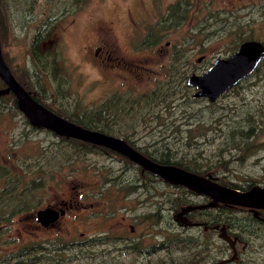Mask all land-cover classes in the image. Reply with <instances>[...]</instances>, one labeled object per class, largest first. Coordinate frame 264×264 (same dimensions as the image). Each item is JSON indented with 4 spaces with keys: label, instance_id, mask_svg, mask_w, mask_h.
Masks as SVG:
<instances>
[{
    "label": "rangeland",
    "instance_id": "374dc122",
    "mask_svg": "<svg viewBox=\"0 0 264 264\" xmlns=\"http://www.w3.org/2000/svg\"><path fill=\"white\" fill-rule=\"evenodd\" d=\"M184 10L187 22L163 35L166 20ZM160 32L161 46L147 49L144 41ZM0 35L7 63L32 81L43 105L67 119L75 116L94 130L112 128L144 157L161 165L172 159L180 163L173 168H188L213 186L264 188V62L214 103L193 98L197 90L187 83L245 41H264V0H0ZM98 46H105L99 56ZM32 50L60 67L50 77L42 73L43 82L33 72ZM107 51L123 56L113 72L100 67ZM107 81L115 102L99 109ZM33 112L39 114L37 103ZM5 113L14 118H0V215L6 216L0 264H194L192 249L195 264H264V231H248L247 207L219 203L230 208L195 215V222L227 220L236 226L233 235L250 242L233 263L219 230L204 236L203 228L179 226L183 204L209 207L210 199L161 184L106 148L88 144L75 151L80 141L33 128L9 94L0 97V117ZM252 140L253 148H246ZM109 184L125 187L135 209L119 210L120 195L111 196ZM40 201L71 209L56 228L40 229L32 217ZM154 212L158 219L144 222ZM123 219L163 236L146 248L118 239Z\"/></svg>",
    "mask_w": 264,
    "mask_h": 264
},
{
    "label": "water",
    "instance_id": "95a60500",
    "mask_svg": "<svg viewBox=\"0 0 264 264\" xmlns=\"http://www.w3.org/2000/svg\"><path fill=\"white\" fill-rule=\"evenodd\" d=\"M264 58V44L258 41H247L240 46L228 58L217 59L211 67L200 75H192L188 78V85L197 92L193 98L207 99L214 103L224 96L229 90L236 87L241 81L256 71ZM202 61V60H200ZM0 75L7 80L9 89L14 92L23 108L27 118L32 125L41 126L44 129H52L56 133L71 139H77L88 143L104 146L108 150L123 155L138 164L144 171L161 177L163 180L185 187L191 192L214 200V205L223 202L233 206H249L247 200L260 201L259 205L264 207V188H255L251 191H239L235 189H224L213 186L203 178H198L194 173L181 172L171 165H161L148 159L131 148L124 141L105 135L99 131L86 129L60 118L39 119L33 112V106L29 109L26 105L29 96L14 79L7 69L2 57L0 45ZM9 91V90H8ZM34 105V104H33ZM261 196L260 200L253 197ZM59 214L52 209L41 210L37 213L39 222L48 226V221H55ZM50 223V222H49ZM222 230V228H221ZM221 238L226 240L234 248L231 239L221 233ZM236 259V250L234 259ZM225 262H223L224 264Z\"/></svg>",
    "mask_w": 264,
    "mask_h": 264
},
{
    "label": "flooded vegetation",
    "instance_id": "af4514ba",
    "mask_svg": "<svg viewBox=\"0 0 264 264\" xmlns=\"http://www.w3.org/2000/svg\"><path fill=\"white\" fill-rule=\"evenodd\" d=\"M6 7H7V4H6ZM47 20L50 21L51 19H47ZM51 23L53 25V23H55V22H51ZM46 32H48V28L45 29V33ZM2 38H3V44H5L6 41H7V39H6L7 38V30L5 31V36L3 34ZM49 41H52V40H49ZM250 41H258V42H261V41H259L257 39H251ZM245 42H247V41H245ZM263 42L264 41H262L261 43H263ZM244 43H242V44H244ZM0 45H1V51H2L1 39H0ZM104 47L105 46H98V47H96V50L95 51H96V55L97 56H99L100 53L102 52V50L105 49ZM239 48H240V46H239ZM43 51H45L44 48H42V52ZM35 53H36V51L35 50H32V57H30L29 60L32 61V64H33V67H34L33 68V72L36 75H38L41 78V81L43 82L42 79H44L45 76L50 77V72L52 70L54 71L56 69H59L60 67L59 66H56V67L51 66L52 63H55V61L52 60L51 56L42 55L41 58L39 57V59H37L34 56ZM105 54H106L105 57H101V61H100V67H101V69L104 70V71H106V72H113V71H115L116 68H117V65H115V62L119 64V61H121V59H122L123 56L120 53H116L115 57L113 58L112 57V53H110L109 51H107ZM2 57H3L4 62L6 63L7 69L10 71V73L12 74V76L14 77V79L19 83V85L23 88V90L25 91V93L27 94V96H29V100L27 99V103H26L27 107L30 109L33 106V104L37 103V108L39 110V114L37 115V117L39 119L46 120L47 118H60V119H63L65 121H68L70 123H73L75 125L84 127L83 125L79 124L78 122H76L74 120L75 119V116H73L72 119H67L66 117H64L63 115H61L59 112L53 110L51 107L43 105L42 102H41V100L39 98H37L36 94L33 93V90L29 86V84H32V81L31 80H25L24 77H23V75H19L16 71H14L11 68V66L9 65V63H7V61L5 60L3 53H2ZM203 59L204 58H201L200 60L203 61ZM263 62H264V58H263L261 64L259 65L258 69L256 71H254L251 75H249L247 78H245L243 81H245L246 79H248V78L252 77L254 74H256L259 71V69L262 67ZM42 73H45L46 75L43 76ZM243 81H241L239 84H241ZM0 83H1L0 84V97H5L8 94L11 95V97H14L16 99V102H17V108H19V110L23 113V115L26 116L25 112L23 111V108H21V106L19 105V101L16 98L14 92L9 89V85H8L7 80H5L1 75H0ZM49 85H53V83L50 82L48 84V87H49ZM101 85L105 87L104 93L107 95V98H105L106 101H105V104L104 105H102L103 102H100L98 104L99 109L104 108V106L106 104H111V103H114L115 102V100L113 99L114 93H111V91H108V89H107V86L109 85V81H107V85H105L104 83H101ZM4 111L6 112L7 109L5 108ZM2 117L11 118V119L14 118L12 116L9 117V114L8 113H5L0 118H2ZM26 118H27V116H26ZM28 121H29V119H28ZM32 126L35 129H39V130L40 129H44L41 126H36V125H32ZM86 129H88V128H86ZM110 129H112V128H110ZM110 129L106 128V130H99V129H97V130L90 129V130L99 131V132H101V133H103L105 135H108V136H111V137H115L116 136V133L113 134L114 132L111 131ZM53 133L55 135H58V136H63V135H59L56 132H53ZM63 138H66V136H63ZM74 140H77V139H74ZM78 141H80V142L77 143L78 146L75 147V151H79V149L80 150L83 149L84 147L88 146V144H91V146L96 147V148H106L104 146H100V145L88 143V142H85V141H81V140H78ZM124 142L127 143L135 151H137L127 141H124ZM254 143H255V141L252 140V142L249 145L245 146V147L246 148H253ZM106 149H108V148H106ZM109 151H111V150H109ZM137 152L140 153V151H137ZM121 156H123V155H121ZM123 157H125V156H123ZM148 159H151V158H148ZM133 163H135V162H133ZM136 165H138V164H136ZM143 172L150 173L147 170H145V171L143 170ZM152 175L154 176V178L156 180H159V183H161V184H165L166 186L173 187L174 189H180V190H184L185 189V190H188L185 187H182L180 185L173 184L171 182L165 181L161 177H159V176H157L155 174H152ZM206 179L207 178H205L204 180H206ZM41 182H42L41 179H37L35 184L38 186ZM105 189H107V191L109 192V194L111 196H113V197L116 196V194L117 195H120V198L116 199V201L121 202V205L118 208L119 210H123L124 207H129L132 210L135 209L133 207V200H130V201L127 200V199H129V197H130L131 194L128 193V190H126L125 187H119L118 184H114V185L109 184V185H107L105 187ZM237 189H239V191L240 190H243V191H251L252 189H255V188L247 187V190H245L244 188L239 187ZM33 196H35V193H33ZM205 198L206 199H210L212 201V203H209L210 204L209 207H206L205 205H202L200 207H197V206H195V204L188 205L189 203L182 205L183 207H181L180 210L177 212L178 215H179V222L181 223V225L178 223L179 226H181V228H183V227H185V228H193V229H195V227L203 228L204 229V232L202 233V235H204V236H207V235H209L212 232H217L218 230L222 233V230H223V234L226 237H228V238L231 239V242L234 244V248L231 246V244L229 242H227L226 240H224V239L221 238V234L219 235V237L228 246H231L230 249H232L231 251L233 253L232 254V257H233L232 260L234 259V256L233 255H234V252L236 250V259L233 261V263L238 262L237 261L238 258H239L238 254H241V256H243V253H246L247 248L250 245V242L247 243V242H245L243 240V238H242L243 234L242 233H241L240 236L239 235H233V230L232 229H233V227H236V226H231L228 223L227 220H224V221H222V220L221 221L214 220V221H209V223L208 222H203V221H196L195 222V215L197 213H199V212L208 213L211 210H216L217 212H221V211H223L224 208H230L229 206H225L223 204L219 205V203H223V202H219L216 205H214V200L213 199L208 198V197H205ZM257 200H260V199H257ZM260 201H253V200L249 199V200H247V202L250 204L249 206H236V207H241V208L242 207H247L248 208V211H247L248 218H247V220H250L252 223L256 224L255 226H250V228L251 229L255 228L260 233H263V231H264V207L259 205ZM45 209H52V210L56 211L59 214V216L55 219V221L54 220L52 222L51 221H48V226L42 225L39 222V219L37 217V213L39 211L45 210ZM70 209H71V207H70ZM70 209L68 207L66 208V206H65L64 203L58 204L56 206L50 205V204H45L44 206H42L41 205V201H40L37 204V210L32 215V217L37 222V227L38 228H40V229H53V228H56V226H58L60 224V222L62 221L64 215L66 214V211L67 210H70ZM127 212H129V211H127ZM177 213L175 215H177ZM150 217H151V219H153L154 217H156L158 219L157 213L154 212V214H150L149 216H146L145 217L146 219H145L144 222L148 223L150 221ZM134 221H137V220H134ZM118 223H119V226L117 227V231H116V234H119L120 235V237L118 239H123L125 241H131V242H135V240H136V241L142 242L145 245V248L147 246L152 245L153 243H155L154 240L158 236H163L162 233L153 232L152 230H150L149 227H146V229L143 230V231H139L137 229L138 228V225H136V224H128L127 223L125 225V224H123V223H125L124 219L121 220V221H119ZM221 228H222V230H221ZM240 228L242 229L243 227H240ZM0 229H6V216H4V215H0ZM251 229L248 228V231H251ZM104 233H106V232H104ZM106 235H107V233H106ZM194 237H195V235H194ZM83 238H84V241L83 242H88V238H87L86 235H83ZM238 245H240L241 250H238L237 249V246ZM150 247H153V246H150ZM168 248H169V245L168 244L167 245H162V246H160L158 248V252H161L163 250L164 251H167ZM192 253H193V258H192L193 259V263L195 264V259L197 257L195 256V251L193 249H192ZM228 260H230V259H225L222 262L217 263V264H223V262L228 261ZM229 264H232V263H229Z\"/></svg>",
    "mask_w": 264,
    "mask_h": 264
},
{
    "label": "trees",
    "instance_id": "16d2710c",
    "mask_svg": "<svg viewBox=\"0 0 264 264\" xmlns=\"http://www.w3.org/2000/svg\"><path fill=\"white\" fill-rule=\"evenodd\" d=\"M188 19V11L184 10L181 11L180 13H176V14H172L167 20L166 22L163 24V35L166 34V32L173 30V29H177L179 28L181 25H184L187 22ZM151 37L153 38V40H146L144 41V46L147 49H153V48H157L160 47V45L163 43V37H162V33H154L151 35ZM84 126V125H83ZM85 128L90 129L88 126H84ZM255 131V130H254ZM161 162L167 165H171V166H177L180 165L179 162H173L172 159H161ZM185 171L189 172V173H194L193 171H190L188 168H184ZM196 174V173H194ZM245 190H247V187H242ZM248 221V226L247 228L251 229L250 226H253L254 223H252L250 220Z\"/></svg>",
    "mask_w": 264,
    "mask_h": 264
}]
</instances>
